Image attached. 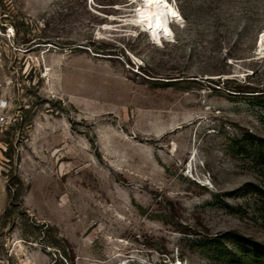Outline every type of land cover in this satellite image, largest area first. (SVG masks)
Segmentation results:
<instances>
[{
  "label": "rangeland",
  "instance_id": "obj_1",
  "mask_svg": "<svg viewBox=\"0 0 264 264\" xmlns=\"http://www.w3.org/2000/svg\"><path fill=\"white\" fill-rule=\"evenodd\" d=\"M131 1L0 0V264H264V0Z\"/></svg>",
  "mask_w": 264,
  "mask_h": 264
},
{
  "label": "bare ground",
  "instance_id": "obj_2",
  "mask_svg": "<svg viewBox=\"0 0 264 264\" xmlns=\"http://www.w3.org/2000/svg\"><path fill=\"white\" fill-rule=\"evenodd\" d=\"M132 1V5H137L133 18L122 19L120 21L125 20L127 24L134 25L139 23L142 24L143 30L148 33L151 40L155 43L164 40L169 41L173 38L171 20L178 24L184 22L178 10L167 0ZM173 13H175V15H173ZM257 44L264 50V32L259 35ZM90 181L92 180L87 178L82 184H90Z\"/></svg>",
  "mask_w": 264,
  "mask_h": 264
},
{
  "label": "trees",
  "instance_id": "obj_3",
  "mask_svg": "<svg viewBox=\"0 0 264 264\" xmlns=\"http://www.w3.org/2000/svg\"><path fill=\"white\" fill-rule=\"evenodd\" d=\"M18 191H19V189L17 188L16 190H15V196H16V198H17V195H18ZM9 211L6 213V215H9ZM254 261L255 262H257V261H261V258H260V256H256V258L254 259Z\"/></svg>",
  "mask_w": 264,
  "mask_h": 264
},
{
  "label": "built area",
  "instance_id": "obj_4",
  "mask_svg": "<svg viewBox=\"0 0 264 264\" xmlns=\"http://www.w3.org/2000/svg\"><path fill=\"white\" fill-rule=\"evenodd\" d=\"M0 121H1V122L5 121V115H2V116L0 117Z\"/></svg>",
  "mask_w": 264,
  "mask_h": 264
},
{
  "label": "snow or ice",
  "instance_id": "obj_5",
  "mask_svg": "<svg viewBox=\"0 0 264 264\" xmlns=\"http://www.w3.org/2000/svg\"><path fill=\"white\" fill-rule=\"evenodd\" d=\"M173 15H175V13H173Z\"/></svg>",
  "mask_w": 264,
  "mask_h": 264
}]
</instances>
